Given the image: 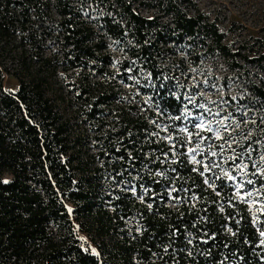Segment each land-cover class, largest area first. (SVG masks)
Returning a JSON list of instances; mask_svg holds the SVG:
<instances>
[{"label": "trees", "instance_id": "16d2710c", "mask_svg": "<svg viewBox=\"0 0 264 264\" xmlns=\"http://www.w3.org/2000/svg\"><path fill=\"white\" fill-rule=\"evenodd\" d=\"M120 7L125 22L113 10L99 23L72 0H0V264H264L247 204L189 160L176 90L192 43L194 62L219 55L242 73L235 116L249 122L233 153L252 163L264 156V43L227 42L196 7L167 4V23L133 0ZM127 38L115 61L110 43ZM129 73L144 98L122 104Z\"/></svg>", "mask_w": 264, "mask_h": 264}, {"label": "rangeland", "instance_id": "374dc122", "mask_svg": "<svg viewBox=\"0 0 264 264\" xmlns=\"http://www.w3.org/2000/svg\"><path fill=\"white\" fill-rule=\"evenodd\" d=\"M75 8L79 9L86 18H90L101 23L100 20L104 16H110L113 11L116 20L125 22L126 17L122 14L120 7L121 0H72ZM140 1V3H139ZM133 4L137 6L139 11L145 16H158L162 23L171 20V11L167 10V4H173L183 11L193 14L194 7L206 12L211 19L217 20L221 30L226 32V41L233 43H251L253 40H259L260 44L264 43V0H133ZM108 14V15H107ZM115 14H118L117 16ZM47 24H51L48 21ZM36 25V24H35ZM203 34L195 38V42L202 40ZM110 48L114 54L115 61L123 59L128 46L132 45L130 38L125 42H111ZM193 44L185 47H191V51L187 49L184 57V69L179 72V78L176 83L177 94L181 92L183 96L182 118L185 125L181 128H187L193 133L191 139L188 134L181 132L186 138V152L190 161L195 155L196 161H201L203 167L207 165L211 174L223 176L233 188L234 194L241 198L248 206L253 215L256 226L260 232V242L264 249V187L257 184L260 176H264V161H261L262 155L253 157L252 163L246 161V158H239L233 153L234 145L243 137V127L248 123L249 119H245V123L237 120L236 114L243 113V106L237 99L243 98L244 93H248L247 81L240 72L233 73L227 69L223 59L218 55L213 59H204L201 56L198 62H194L192 57ZM177 49L183 47L177 44ZM56 45L52 39L46 38V48L44 55H49ZM57 69V73L60 70ZM250 77L257 78L260 71L255 66H249L247 69ZM143 76V74H141ZM58 82L64 83L65 78L62 74H58ZM130 80V81H127ZM121 89L122 104L138 103V99L143 100V95L137 87L138 79L131 77L130 73L126 80H117ZM3 85L6 90L14 91L17 88V80L8 73L4 74ZM66 87L63 88L64 94H67L68 100L73 97ZM194 98V103H190V99ZM121 103V102H120ZM204 104L207 109L211 110V115L204 108L197 105ZM73 108V107H72ZM185 109L192 113L187 119L184 118ZM218 113V115H217ZM245 114V112L243 113ZM203 116L205 121H213L212 127L215 129L218 125L215 121L224 120L226 125H230L227 132H222V139H216L213 133L202 131L193 127L198 123V117ZM227 118V119H225ZM164 129V128H162ZM199 132L204 139L197 140L195 133ZM166 133V130H165ZM230 134V135H229ZM167 138V136H166ZM182 138V137H180ZM199 143L200 148L197 153H190V148H196ZM223 145V150L221 149ZM230 145V147H229ZM93 149H91L92 152ZM217 155L213 156L211 153ZM235 157V159H229ZM215 163L219 167H211ZM238 164H246L247 168L240 170L236 167ZM255 169V170H254ZM228 172L235 179H229L223 173ZM8 178V176H5ZM252 183L248 184L247 181ZM242 185V186H241ZM251 192L248 196L246 193Z\"/></svg>", "mask_w": 264, "mask_h": 264}, {"label": "snow or ice", "instance_id": "6c2138e0", "mask_svg": "<svg viewBox=\"0 0 264 264\" xmlns=\"http://www.w3.org/2000/svg\"><path fill=\"white\" fill-rule=\"evenodd\" d=\"M189 102H190V103H194V102H195V101H194V98H193V99H190ZM197 107L204 108V109H205L206 111H208L209 114L211 115V110H210V109H207V108H206V105H204V104H200V105H197ZM191 115H192V113L189 112L187 109H185L184 118L187 119V118L190 117ZM217 115H218V113H217ZM180 118H181V117H176V119H180ZM225 119H227V118H225ZM215 123H216L218 126H217L215 129H213V127H212L213 121H205L204 117H203V116H200V117H198V123H196L195 125H193V127H195V128H199V129L202 130V131H207V132L213 133V135L215 136L216 139H222V138H223V137H222V132H227V131H228V128L230 127V125H226L224 120H221V121H215ZM165 130H166V129H165ZM180 131H181V132H184V133H187L189 139H191L192 136H193V133L189 132L187 128H181ZM229 135H230V134H229ZM195 137H196L197 140H202V139H204L203 137L200 136V133H199V132L195 133ZM167 139H168L169 141H171V140H172V137L169 136V137H167ZM229 147H230V145H229ZM199 148H200V145H199V143H197L196 148H190V149H189V152H190V153H197V150H198ZM221 149L223 150V145H221ZM211 154H212L213 156L217 155V153H215V152H212ZM238 155H239V154H238ZM229 159H233V160H234L235 157H229ZM260 159H261V161H264V156H261ZM193 160H194L196 163H201V161H196V160H195V155H193ZM211 167H219V165L213 163V164L211 165ZM236 167H237L238 169H240V170H243L244 168H247V165H246V164H238V165H236ZM209 170H210L209 167H208L207 165H205V171H209ZM262 171H264V169H262ZM223 174H224L225 176H227L229 179H233V180L235 179V177L230 176L228 172H224ZM201 175H203V173H201ZM5 183H7V181H5ZM247 183H248V184H251L252 181L249 180V181H247ZM241 186H242V185H241ZM246 195L250 196V195H252V193H251V192H248V193H246ZM149 207H151V205H149ZM261 235H264V233H261ZM93 251H94V250H93Z\"/></svg>", "mask_w": 264, "mask_h": 264}]
</instances>
